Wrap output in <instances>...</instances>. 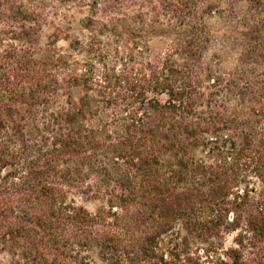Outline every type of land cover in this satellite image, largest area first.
Returning a JSON list of instances; mask_svg holds the SVG:
<instances>
[{"label":"trees","instance_id":"16d2710c","mask_svg":"<svg viewBox=\"0 0 264 264\" xmlns=\"http://www.w3.org/2000/svg\"><path fill=\"white\" fill-rule=\"evenodd\" d=\"M0 264H264V0H0Z\"/></svg>","mask_w":264,"mask_h":264},{"label":"rangeland","instance_id":"374dc122","mask_svg":"<svg viewBox=\"0 0 264 264\" xmlns=\"http://www.w3.org/2000/svg\"><path fill=\"white\" fill-rule=\"evenodd\" d=\"M49 30H50V29L45 30V34L50 33ZM59 45H64V44H63V42H60ZM86 207H87L89 210H93V206H92V205H87Z\"/></svg>","mask_w":264,"mask_h":264}]
</instances>
